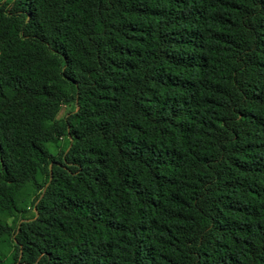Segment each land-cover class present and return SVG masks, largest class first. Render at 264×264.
<instances>
[{"label":"trees","instance_id":"16d2710c","mask_svg":"<svg viewBox=\"0 0 264 264\" xmlns=\"http://www.w3.org/2000/svg\"><path fill=\"white\" fill-rule=\"evenodd\" d=\"M0 264H264V0H0Z\"/></svg>","mask_w":264,"mask_h":264},{"label":"rangeland","instance_id":"374dc122","mask_svg":"<svg viewBox=\"0 0 264 264\" xmlns=\"http://www.w3.org/2000/svg\"><path fill=\"white\" fill-rule=\"evenodd\" d=\"M73 109H74V106L73 105H64V106H61L60 107V110H59V112L57 114V118L60 119V118L65 117L67 114H69L70 112H72ZM65 144H66L65 139H61L59 141L58 145L51 146L50 147V150H51V152L53 154L56 155V154H58L60 152V150L64 149ZM38 179L41 180V176H38ZM33 215H34V212H33L32 208L29 206L27 208V211H26L24 217L25 218H31ZM8 223L9 224H14V222L13 221H10V220L8 221Z\"/></svg>","mask_w":264,"mask_h":264}]
</instances>
